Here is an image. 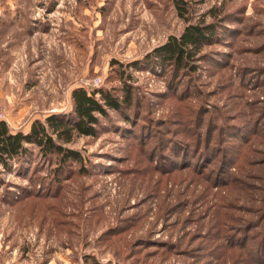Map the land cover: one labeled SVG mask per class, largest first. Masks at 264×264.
<instances>
[{"label":"rangeland","instance_id":"1","mask_svg":"<svg viewBox=\"0 0 264 264\" xmlns=\"http://www.w3.org/2000/svg\"><path fill=\"white\" fill-rule=\"evenodd\" d=\"M181 1L0 0V120L12 130L71 114L75 87L127 83L140 98L134 121L111 109L97 135L68 143L84 172L38 149L30 169L0 172V264H264V0ZM201 20L218 40L196 70L148 67ZM201 137L181 167L157 158ZM223 153L234 163L211 178Z\"/></svg>","mask_w":264,"mask_h":264},{"label":"trees","instance_id":"2","mask_svg":"<svg viewBox=\"0 0 264 264\" xmlns=\"http://www.w3.org/2000/svg\"><path fill=\"white\" fill-rule=\"evenodd\" d=\"M176 1L178 2V7L181 8L182 1ZM216 29L217 24L213 21L201 20L198 23H188L179 35H170L164 43L154 48L152 53L147 56L149 57L153 54L148 67L152 65V70H155L158 66H161L162 69L170 66L174 74L179 71L186 72L188 69L196 70L194 61L205 51L204 46L214 44L218 40ZM135 65L138 66V64ZM72 98L74 105L71 114L54 112L47 115L45 120L35 119L29 131L21 129L14 131L5 120H0V172L13 170L15 173L21 174L27 168L30 169L35 159L34 151L38 149L40 155L47 158L48 162L56 160L59 168H62L67 162H69L68 166L71 167L76 163L78 164L79 172L82 173L85 170L84 157L79 149L71 147L68 143L72 142L78 135H97L98 126L100 125V128L104 126L99 115L114 121L109 112L111 109L122 115L124 121L131 122L135 118L136 108L140 105L139 96H133L132 87L127 83L122 86V94L103 87L92 90L83 86L75 87L72 90ZM247 114H250V112L248 111ZM260 122L261 120L256 124ZM135 128H137L136 125L132 128L128 127L127 131L120 129L124 137H128L133 136V133L135 134ZM138 128L140 132H143V125L139 124ZM220 132V137L222 138L224 133ZM140 134L142 135V133ZM211 134L212 132L207 129L206 135H204L206 139L204 147L209 144V135ZM200 135L203 137L202 134ZM237 135L243 138V130L241 129ZM202 137L191 143L188 142L190 149L186 147L182 140L174 139L175 141H172V139L170 143L174 147L172 148L171 145L169 152L164 153L166 157L160 159L157 156V158H159L162 165L170 164L171 166L181 167L182 163L190 160L191 147H202ZM141 142L144 143L145 141ZM197 153L200 154V151ZM152 155L153 153L150 154L153 158L154 156ZM204 155L205 153L198 155L201 162H203L201 164L205 162L206 157L204 158ZM223 155L224 157L219 162L214 174L209 173L211 178L222 171L224 167H229V165L234 163V160H231L228 154L223 153ZM191 158L193 157L191 156ZM162 170L165 171L167 169ZM247 237L248 235H246L245 239ZM229 238L231 239V235ZM181 250L178 252L185 253L184 249ZM92 264L106 263L101 260H95Z\"/></svg>","mask_w":264,"mask_h":264},{"label":"built area","instance_id":"3","mask_svg":"<svg viewBox=\"0 0 264 264\" xmlns=\"http://www.w3.org/2000/svg\"><path fill=\"white\" fill-rule=\"evenodd\" d=\"M91 82L93 84H99L100 82H102V78L101 77H95V78H93V80H91Z\"/></svg>","mask_w":264,"mask_h":264}]
</instances>
